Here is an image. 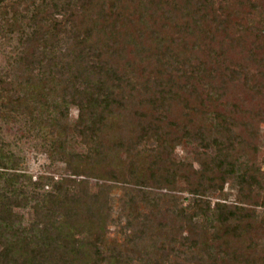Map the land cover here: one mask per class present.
I'll return each mask as SVG.
<instances>
[{"label":"trees","instance_id":"trees-1","mask_svg":"<svg viewBox=\"0 0 264 264\" xmlns=\"http://www.w3.org/2000/svg\"><path fill=\"white\" fill-rule=\"evenodd\" d=\"M3 39L0 121L66 174L0 132V264H264V0H0Z\"/></svg>","mask_w":264,"mask_h":264},{"label":"rangeland","instance_id":"rangeland-1","mask_svg":"<svg viewBox=\"0 0 264 264\" xmlns=\"http://www.w3.org/2000/svg\"><path fill=\"white\" fill-rule=\"evenodd\" d=\"M16 39L7 43L3 40L0 41V69L7 68L9 57L12 55L13 49L17 46ZM78 116V111L75 108L71 109V122H74ZM1 138L5 142L6 150L14 153L21 160V170L33 176L36 180L41 175L55 176L60 178L66 174L65 164L60 161H53L42 151L43 142L41 139H34L29 137L27 133V126L23 122L19 123H4L0 121ZM262 140L263 145L259 154V162L264 163V125H262ZM195 143H185L178 147L175 151L174 158L177 160L193 161L194 154L197 149ZM76 148L82 150L83 147L75 145ZM198 166V165H197ZM264 167V165H263ZM264 169V168H263ZM93 186L96 188V181H92ZM100 185L105 189H111L112 183L108 181H100ZM49 187H46L48 189ZM257 190H260L258 188ZM226 191L230 192V182L226 183ZM119 194L118 192L116 193ZM184 196L191 197L190 194L184 193ZM214 201L217 199L214 198ZM238 198L234 192L230 193L229 202H238ZM259 215L264 214V208H259ZM22 213L29 217V210H22ZM110 237L115 238L118 236L117 230L114 227L110 229Z\"/></svg>","mask_w":264,"mask_h":264}]
</instances>
